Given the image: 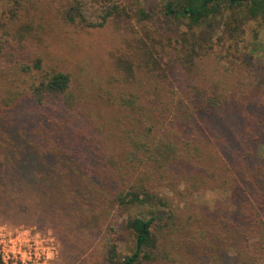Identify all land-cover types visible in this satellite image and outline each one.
<instances>
[{
    "label": "trees",
    "instance_id": "1",
    "mask_svg": "<svg viewBox=\"0 0 264 264\" xmlns=\"http://www.w3.org/2000/svg\"><path fill=\"white\" fill-rule=\"evenodd\" d=\"M13 3L0 34V211L30 207L67 225L92 264H229L230 248L231 264H264V79L206 39L169 56L153 47L156 14L189 31L218 16L256 18L264 0ZM72 27H108L119 41L91 86L41 49L43 33ZM18 110L30 119L22 131L11 127ZM214 185L228 202L202 226L188 198ZM130 207L148 211L121 223Z\"/></svg>",
    "mask_w": 264,
    "mask_h": 264
},
{
    "label": "rangeland",
    "instance_id": "2",
    "mask_svg": "<svg viewBox=\"0 0 264 264\" xmlns=\"http://www.w3.org/2000/svg\"><path fill=\"white\" fill-rule=\"evenodd\" d=\"M140 1L142 0H130V3L136 4ZM146 1L153 9L161 2V0ZM13 4V0H0V34L4 25L11 20L12 11L15 8ZM226 17L227 25L223 24L225 20L218 16L211 26L203 25L187 31L186 25L176 28L174 24L156 14L153 17V27H155L154 32L158 42L155 41L153 47L160 52L163 47H166V54L169 56L174 52L191 51L193 43L206 39L216 48L219 45L224 46L227 52L239 61L249 62L255 73L264 79V13L256 18L246 17L243 12L235 17L233 14ZM236 19L238 22L243 19L244 22L237 32H231L228 28L237 25ZM42 36L46 37L41 47L44 53L52 54L58 60L65 59L66 65L89 86L109 72L113 53L119 44L115 32L108 27L98 30L72 27L69 31L60 28L51 37L47 32ZM16 115L14 124L11 125L14 131L21 130L22 125L28 127L30 119L26 118L27 111L18 110ZM35 124L36 121L32 123V125ZM204 190L206 191L202 194L195 193L189 196L188 207L203 219L201 225L209 222L211 227L215 209L220 203L228 202L230 193L217 185ZM10 205L6 212L0 211V254L8 263L92 264V261L88 259L89 251L82 247L83 240L78 235L72 238L67 225L59 227V224L56 225L47 217L44 218L39 213L33 212L30 207L21 209L20 206ZM181 207H184L185 212H189L184 204ZM147 211L148 208L144 207L122 209L119 214L120 222L125 221L130 215H144ZM59 212L60 210L57 213ZM86 222L94 226L99 223V217H89L87 221L79 223L78 233L88 230ZM118 241L123 253H130L133 250V240L125 229L122 230ZM235 255L233 248L227 251L226 260L229 264L236 262Z\"/></svg>",
    "mask_w": 264,
    "mask_h": 264
},
{
    "label": "built area",
    "instance_id": "3",
    "mask_svg": "<svg viewBox=\"0 0 264 264\" xmlns=\"http://www.w3.org/2000/svg\"><path fill=\"white\" fill-rule=\"evenodd\" d=\"M2 257H3V255L2 254H0ZM3 259L5 260V258L3 257ZM6 261V260H5ZM7 262V261H6Z\"/></svg>",
    "mask_w": 264,
    "mask_h": 264
}]
</instances>
